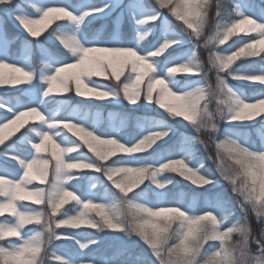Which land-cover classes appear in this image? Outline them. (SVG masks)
Here are the masks:
<instances>
[{"label":"snow or ice","instance_id":"obj_1","mask_svg":"<svg viewBox=\"0 0 264 264\" xmlns=\"http://www.w3.org/2000/svg\"><path fill=\"white\" fill-rule=\"evenodd\" d=\"M0 89V264H264V0H0Z\"/></svg>","mask_w":264,"mask_h":264},{"label":"trees","instance_id":"obj_2","mask_svg":"<svg viewBox=\"0 0 264 264\" xmlns=\"http://www.w3.org/2000/svg\"><path fill=\"white\" fill-rule=\"evenodd\" d=\"M7 30L13 31L14 33H16V31L13 30L12 26H10V25H7ZM12 36H15V34H13ZM7 94L8 95H15V94H18V93H15L14 91H9V92H7ZM68 98L71 99L72 103H79V98H77L74 94L68 95ZM89 107H91L92 109H105V110H109V109H112V108H116V109L119 110V112H132L133 111V107L132 106H129L127 104L119 105V106H114V105H111V104L97 103L95 105H90ZM151 114H153V113H151ZM104 124L106 126V124H107V118L104 119ZM13 139H14V137H13ZM208 167L209 168H212V165L210 164V162L208 164ZM10 168H11V170H14V171L16 170V166L15 165H12ZM177 179H178L179 183H178L177 187L173 189V191H179L181 189L184 190V191H186V192H189V193H191V192H197V191H202V190L196 189L193 186H190L189 183L187 181L183 180L182 178L177 177ZM224 189H226V187H222V188L215 189V191H222ZM201 206H202V202H201ZM253 227H254V229H257L259 227L255 223V220H253ZM92 232H93V230H90L89 229V230H87L83 234L87 235V234H90ZM123 239H124L123 236H119V237H109L108 238V241H115L116 243H119ZM57 247L60 248L61 251H69V252H74L75 251V246L70 241L57 242ZM131 247H132L133 251L134 252H137V253L145 251V249L143 248V246L139 242L133 243L131 245Z\"/></svg>","mask_w":264,"mask_h":264},{"label":"rangeland","instance_id":"obj_3","mask_svg":"<svg viewBox=\"0 0 264 264\" xmlns=\"http://www.w3.org/2000/svg\"><path fill=\"white\" fill-rule=\"evenodd\" d=\"M124 2L127 3L128 0H124ZM258 2H260V0H258ZM98 21H100V20H98ZM105 23L107 24L106 26L109 27V25L112 24V18H109V20L105 21L104 23L99 24V25L97 26L96 30H103V29H102V26H105V25H103V24H105ZM9 24H10L11 26H13V28H14V30H16V32H20V33H22V34L24 35L25 38H29V37L25 34V32L22 31V29H21L19 26H17L12 20H8V21H7V25H9ZM123 28H124L125 31H128V30H129V25L124 24V25H123ZM8 35H9V37L11 36L9 32H8ZM10 38H11V37H10ZM33 43H35V41H34ZM229 43H231V41H229ZM146 46H147V45H146ZM13 49H14V45H13ZM14 50H15V49H14ZM33 59H34V62H38V58H37L35 55H34ZM211 79L214 81V74L212 75ZM104 82H105V83H110L109 81H104ZM233 83H236V85H237L238 87H242V88L244 87L243 89H244L246 92H248L249 94H252L253 92L258 91V89L254 88V87H252V89H248L247 86H249V85H248L247 83H242V82H233ZM0 91H3V90L0 89ZM2 94H4V93L0 92V95H2ZM70 94H72V93H69L68 95H70ZM77 98H78V97H77ZM67 99H68L69 103H71V104H73V105L78 104V103H72L71 99L68 98V97H67ZM114 106H119V105H114ZM93 110H99V111L103 114L104 119L108 118V114H109V113L119 112V110L116 109V108H112V109H109V110H105V109H93ZM161 111H162V110H161ZM152 113L155 114V115L158 114L155 110H152ZM0 114H2V112H0ZM258 119H259V118H258ZM178 126H179V125H178ZM256 127H257V126L255 125V122H253L252 129H254V128H256ZM252 129H242V130L251 131V138H252V140L255 141L256 143H259V134H258L256 131L252 130ZM2 163H3L2 160H0V164H2ZM210 163H211V162H210ZM12 165H15V164H14L13 162H9V163L6 165V167H7L9 170H11L10 167H11ZM211 165H212V164H211ZM9 166H10V167H9ZM15 166H16V165H15ZM212 167H213V165H212ZM11 171H14V170H11ZM217 178L220 179L219 174H217ZM221 184H222V187H226V189L229 188V185H228L226 182H223L222 180H221ZM233 199H234V197H233ZM0 219H3V218L0 217ZM29 227H31V226H29Z\"/></svg>","mask_w":264,"mask_h":264}]
</instances>
